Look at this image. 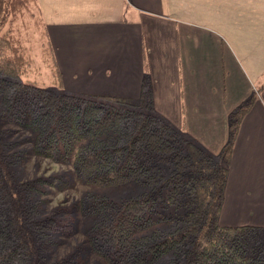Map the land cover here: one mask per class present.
<instances>
[{
	"label": "trees",
	"instance_id": "1",
	"mask_svg": "<svg viewBox=\"0 0 264 264\" xmlns=\"http://www.w3.org/2000/svg\"><path fill=\"white\" fill-rule=\"evenodd\" d=\"M30 9L39 59L62 87L37 0H0V264H68L52 254L60 216L45 213L42 197L71 187L58 174L20 180L25 151L2 124L27 132L31 153L71 165L82 184L142 190L119 200L87 192L74 204L89 219V252L105 264H264V228L219 223L234 145L257 91L229 113L227 140L212 155L156 115L147 74L136 100L21 82L40 71L14 23Z\"/></svg>",
	"mask_w": 264,
	"mask_h": 264
},
{
	"label": "crops",
	"instance_id": "2",
	"mask_svg": "<svg viewBox=\"0 0 264 264\" xmlns=\"http://www.w3.org/2000/svg\"><path fill=\"white\" fill-rule=\"evenodd\" d=\"M65 91L136 100L208 153L252 93L219 223L264 228V0H37Z\"/></svg>",
	"mask_w": 264,
	"mask_h": 264
},
{
	"label": "rangeland",
	"instance_id": "3",
	"mask_svg": "<svg viewBox=\"0 0 264 264\" xmlns=\"http://www.w3.org/2000/svg\"><path fill=\"white\" fill-rule=\"evenodd\" d=\"M32 10H28L22 19L20 18L14 23L18 27L19 31L17 30V32L26 35L25 40H27L26 37L28 34L27 38L29 41L26 45L32 46L33 50H35L33 52L35 55L34 64H36V67L40 71L38 73L35 71L28 76L21 77L20 81L61 92L64 89L63 85L60 88V84L53 82L52 70L46 68L39 59L37 50L40 47L41 40L39 41V33L35 30L40 25L36 23L37 16L35 17L36 14ZM2 127L13 132L9 140L13 139V141H18L19 145L17 149L19 151H25L24 160L17 170V175H19L20 180L30 179L36 176H52L58 174L63 175V178L71 183L70 189L62 191L56 188H49L45 196L42 197L45 213H56L60 216L57 219H59L61 225L58 228H54V236L55 240H57L52 253L55 256L54 258L60 261L65 260L68 264H105L99 257L89 252L86 236V231L90 225L89 219L81 218L78 212L73 213L74 210L72 208L87 192L101 194L114 200H119L137 196L142 190L133 184L111 189H102L82 184L74 175L71 165L55 164L48 159L37 157L31 153V143L25 140L28 136L27 132L12 124H2ZM64 224L67 227H64Z\"/></svg>",
	"mask_w": 264,
	"mask_h": 264
}]
</instances>
